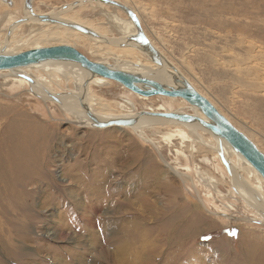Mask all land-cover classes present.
Listing matches in <instances>:
<instances>
[{
  "label": "rangeland",
  "instance_id": "374dc122",
  "mask_svg": "<svg viewBox=\"0 0 264 264\" xmlns=\"http://www.w3.org/2000/svg\"><path fill=\"white\" fill-rule=\"evenodd\" d=\"M8 1H11L12 5L0 3V40L6 37L10 26L9 17L16 20L25 17V0ZM116 1L133 12L142 34L153 42L158 51L174 63L187 80L211 100L235 128L253 137V142L258 143V147L264 151V95L256 94L260 90L257 84H264V74L260 73V80L254 85L255 91L258 90L256 93L237 92L232 98L235 89L232 86L234 80L231 72L219 68L214 63L215 58L224 57L220 52L227 49L244 60V63L249 62L250 66L252 64L254 67L251 68H255V71L264 72V0ZM75 2L77 1L31 0L30 7L36 13L52 16ZM106 14L131 20L120 8L98 6L88 2L64 15L88 24L92 29L103 30L108 37L119 38L120 32L108 23ZM26 29L27 26H24L18 35L26 33ZM68 41L75 43L73 48H77V51L90 60L114 64L109 57L102 58L91 53L89 40L78 41L70 37ZM51 44L46 47L56 46L58 43ZM252 45L259 49L258 52L250 53ZM24 46L25 44L17 52L25 51ZM248 67L244 65V71ZM3 77L1 74L0 109L6 107L7 114L0 118V138L4 127L13 120L17 123V131L20 134L26 133L37 138L38 145L34 146L31 153L37 148L36 153L40 155L34 166L33 178L28 181L26 188L31 190L35 203L31 211L34 216L31 229L28 230L29 233H24L20 228V232H14L10 226L3 224L4 218L0 215V262L256 264L252 262V257H255V261L262 258L263 222L246 220L250 219L251 214L239 203H235V211L230 212L233 218L228 219V216L222 214L217 216L214 206L205 201L207 192L213 195L214 193L206 184L208 181L203 174L215 177L220 175L212 153L189 151L190 148L184 150V153H176L175 148H179V140L172 141L174 145L169 146L160 139L158 132H164V127L152 128L151 131V128L146 129L145 136L151 141L145 142L128 128L110 127L99 130L77 124L74 119L65 115L60 105L37 97L30 92L28 86L13 82L3 85ZM54 88L56 90L58 87ZM92 95L95 96L94 99L98 97L110 104L122 103L123 99L128 98L137 110L144 109L142 101L132 97L127 89H122L117 83L94 86ZM158 98H151L153 105L165 104ZM170 107L176 110L181 106L173 104ZM115 110L117 113H126L124 108L113 109ZM40 137H44L45 143L39 141ZM0 154L1 163L6 162L4 154ZM170 167L188 178L187 183L184 184ZM153 176H157L159 182H154ZM143 182L148 188L140 200L144 201L146 198V201L152 204L154 210L151 212L145 211L143 205L140 206L136 200L137 188H142L139 185ZM156 184L160 187L159 190ZM130 187H135L134 194ZM171 188L176 190L174 195L169 192ZM219 188L224 189L223 186ZM0 191H3L2 187ZM214 200L215 198L213 202ZM185 202L188 203L187 210L184 209ZM215 202L213 204L220 205L217 199ZM6 203L5 200L0 201V204ZM192 210H196L206 219L208 226H199L197 233L193 232L196 234L188 239H178L175 247L167 244L168 235L162 234L157 239L158 247L154 250L159 255L150 261L148 254L153 253L151 244L154 239L146 229L155 226L159 216L161 227L162 222L170 220L177 228L179 226L183 229L186 218L191 217ZM154 211L156 215L153 217L151 213ZM17 219L23 220L21 217ZM90 219L95 220V228ZM65 233L67 234L64 235ZM78 244L80 245L76 246ZM254 246H259L260 249H254ZM143 250L146 254L144 261L139 258ZM261 261L264 262V257Z\"/></svg>",
  "mask_w": 264,
  "mask_h": 264
},
{
  "label": "bare ground",
  "instance_id": "6f19581e",
  "mask_svg": "<svg viewBox=\"0 0 264 264\" xmlns=\"http://www.w3.org/2000/svg\"><path fill=\"white\" fill-rule=\"evenodd\" d=\"M76 1L77 2H75V4L72 3L70 5H67L65 10L60 9L58 12H56V14L53 13L52 16H49L48 14L36 13L33 10V8H31V11H27L24 8L25 17L23 18V21L21 23L17 24L16 19H12V17H9L8 21H9L10 26L7 29V31H9V34L8 35L6 34V37L0 40V54L2 53L4 55H7V54L19 53L17 51L21 49L23 44H25V46L23 47L25 48V50L46 47L47 45L51 43H58L57 45H68V46L74 47L75 43L71 44L68 41L70 37H73L74 39L78 41H85L86 39L89 40L91 43V44L89 43L90 44L89 46H91L90 47L91 53L97 54L101 56L102 58L103 57L111 58L114 61V64H110L107 61L106 62L103 61L101 63L108 65L115 70H120V71L127 72L133 75H139L142 77H146V78H149V79H152L158 82L159 84L163 85L166 88H172V89H176L177 87L180 86V83L178 82L179 76H183L187 80V78L179 71V69L174 65V63L169 61L167 57H164V55L161 54L162 52L160 53L159 52L160 50L158 51V49L153 44V42L145 34H143L144 37L147 39L151 48L154 51L159 53L161 65L156 66L151 61V58H150L151 54L149 52H144L143 49L140 48L141 45H139L138 42L133 40L134 39L133 37L139 31H141V29L140 27H136L135 23L132 24V21L130 19L123 20L119 16L117 17L111 14L105 15L108 23L112 27L116 28L118 32H120L119 38H113L112 36L108 37V35L105 34L103 30L95 29V28L92 29L90 25L80 22L79 20L71 16L64 15L68 11H72L73 9H75V7L85 2H88L90 4H95L98 6L104 5L106 7H115V8H118V7L110 5L109 3H103L100 0H76ZM107 1H111V2L121 5V3L116 0H107ZM0 3L4 4V1L0 0ZM123 5L124 4H122V6ZM9 7L11 8L12 6H9ZM123 7L127 9L125 5ZM122 11H125V9ZM126 11L130 12V15L133 16V18H135L132 11H129V9H127ZM39 15H45L51 19H55L63 23L80 25L96 33L97 37H91L88 35H84L78 31L72 30L70 28L64 27L59 24H50V23L42 22L37 18V16ZM24 26H27L26 33H24L21 36L18 35V32L23 31ZM251 47L249 46L248 48V49L250 48L252 49L250 53H254L255 51L258 52L259 49H257L256 47H253V45ZM220 53H221V56L222 54H224V57L222 56V58H219V59L215 58L214 63L218 65L219 68L226 69L228 72H231L233 76V80H234V84H232V86L235 89V92H233L232 94L233 95L232 98L236 95L237 92L240 94H242L243 91L248 92V93L250 91H253L256 93V91L258 90L256 89L255 91L254 85L258 81V79L261 77V74H264V72L262 73L261 70L260 72L259 70L255 71V68L254 69L251 68L252 64L250 66L249 62L244 63V60L231 54V52L227 49H223ZM244 65L249 66L245 71L243 69ZM172 68H174L176 72H174ZM256 69H259V68H256ZM1 74L2 76L4 75L2 79L3 85L4 83L13 82L20 86H28L30 92H32L34 95H36L37 97L45 101H49V102L52 101L53 103H56V102H54L52 97L56 98L58 100V103L56 104L60 105V108L65 113V115L68 116L69 118L74 119V121L77 124H84L87 127H90L92 129H97L93 126V122L89 120V118L87 117V114H89L97 122H100V123H105V122L115 120V119L136 118L137 120H136L135 125L128 129H131L132 131H134L135 135L145 142L151 141V139L149 140L145 136L146 129L151 128L150 129L151 131L153 129H157L156 127H164L165 129L164 132H158L160 134V139L166 142L167 144H169V146L174 145L172 141L179 140V143H178L179 148L177 147L175 148L176 153H179V151L181 153H184L185 152L184 150L189 149V148H190L189 151L193 150L195 152L203 151L205 153H208V152L212 153V156L215 162L217 163L220 177L219 176L215 177L207 173L203 174L205 176L204 178L207 179L208 181L206 184L209 185V188L214 193L213 195V194H210V192H207V194L204 196L205 201L208 204H212L214 206V208L216 209L214 213H216L217 216H219V214H222V215L228 216V219L233 218L232 216H230V212L235 211V203H239L243 206V208L246 211L250 212L251 214L252 218L249 216L250 219L246 218V220L251 221V222L260 221V222H263V225H264V182L262 178L258 175V173L238 153L234 152L224 141L219 140L217 137L213 136L209 131L203 128L196 121H192L190 123H182V122H178L175 120H169V119L151 115V114H158V113H177L181 115L188 114L194 119L198 118L200 120L207 122V119L203 116V114L197 108L190 106L183 99L158 96L159 97L158 99L163 100L165 104L153 105V102L151 100V98L153 97H142L134 93H131L130 91L127 90V92L132 97L134 96L143 102L144 109L142 110H137L134 104L128 98L123 99L122 103L114 102L113 104L107 103L106 101L101 100L100 98L98 99V97L94 99L93 97L95 96L92 95V87L94 86L101 87V86L109 85L115 82L99 77V76L92 75L86 72L85 70H83L77 64L65 62V61H45V62L34 64L31 66L23 67V68L0 71V75ZM21 76H25L29 78L32 81V83H29L27 80H25ZM187 81L199 94H201L203 97H205L208 101L211 102V100H209L204 94L198 91L189 80ZM261 81L263 83V79ZM70 85H72L73 88L70 87ZM257 85L258 87L257 86L256 87L260 89L261 91L259 90V92L256 94L264 95V84H257ZM61 86H64V87H61ZM119 86L122 89H124L123 86L121 85ZM54 87L56 88L58 87V88L55 90ZM240 98H243V97H240ZM231 101L233 100L231 99ZM244 101L246 102L245 99ZM247 103L248 102H246L245 104ZM173 104L175 105L179 104L181 107H179L176 110H173L170 107ZM251 105L253 106V104ZM214 107L216 108V106ZM119 108L126 109V113L123 114L124 112L117 113L116 110L113 111V109H119ZM218 112L221 115H224L220 111ZM5 114H7V108L3 107L0 109V118L4 116ZM230 123L233 124L231 121ZM21 124L22 123H20V126ZM260 127L261 126H259V128ZM99 130H102V129H99ZM239 131L242 132L245 136H247V138H249L252 142L255 141L253 137L251 138L249 135H247L243 131L241 130ZM1 135L2 136L0 138V153L4 154L5 159H6L4 161L6 162L1 163L0 161V168H1L0 187L3 188V191L2 192L0 191L1 192L0 201L5 200L7 203L6 205L0 204V215L2 218H4V220L2 221L3 224L10 226L11 229L14 230V232H20L19 230L21 229L24 231V233H29L28 230L31 229V225L34 219V216L31 215V211L35 203L33 202V196H31V190L26 189V188H27V185H29L28 181L29 180L31 181V179L33 178V175L35 173L34 166H36V163L38 162V158H39L38 156L40 155L36 153L38 152L37 148L35 149L34 153H31V151L34 149V146L38 145V140L35 136L30 137L29 136L30 134L29 135H27L26 133L20 134L17 131V123L13 120H11L4 127V131ZM39 141L41 143H45L44 137H40ZM188 142L190 144L186 145V143ZM219 143H221V146H222V154L229 164L230 173H231L230 176L225 171L218 157V144ZM253 143L264 154V151H262L258 147L259 146L257 145L258 143L257 144L255 142ZM159 156L161 159L162 158L161 155ZM170 169L177 177L181 179V181L184 184L187 183L188 178H186L183 174L178 172V170L172 167H170ZM153 181L159 182L157 180V176L156 177L153 176ZM226 184L228 186H226ZM139 186H141L142 188L140 187L137 188L136 200L139 201L138 203L140 204V206L143 205L145 211H149V212H151V210L153 211L154 209L152 207V204L148 203V201H146V198L144 201L140 200V197L143 196L145 192L147 191L148 186L145 187L144 182L140 183ZM219 186H223L224 189L222 190L221 188H219ZM135 187H130L133 194H134ZM156 188L159 190L160 187L156 184ZM171 189L170 190L168 189V190L170 194L174 195V193L176 192L175 190L176 187L175 189H172V190ZM214 198L215 200L217 199V202H220V205H218L219 203L213 204L215 202V200L213 202ZM183 205H184V209L187 210L186 205H188V203L185 202V204ZM192 211L193 212H191L190 214L191 217L186 218V224L183 227V229L180 228L179 226L177 228L175 224L172 223L173 221L171 222L170 220L166 222H162L163 225L161 227L160 216L156 220L157 224H155V226H152L149 228L147 227L148 229H146V232L150 236H153V239H154L152 241L153 243L151 244V248H153L154 254L153 253L151 254V252L148 254L149 255L148 258L150 261H153L154 259H156V256L159 255L157 251H154V250L157 249L158 247L156 246L158 243L157 239L162 234L163 235L164 233L167 234L168 236L166 238V243L169 245H172V247H175L177 245L178 239H181V238L188 239L189 237H192L193 235L197 233L199 226H202L204 224L206 226L208 224L207 220L204 219L198 212H196V210H192ZM154 213H151L153 217L156 215V213L155 214ZM35 214H37V212ZM9 217H12L14 220ZM19 217H21V219L23 220H18L17 218ZM90 222L94 224L93 228H95V225H96L95 220L92 219ZM66 227H67V223H66ZM193 232H196V233H193ZM66 234L67 233H65L64 235ZM148 234L146 235L149 236ZM60 238H63V237H60ZM79 245L80 244L76 246H79ZM250 245L252 246V244ZM254 249H260V248L259 246L257 248L254 246ZM144 250H143V253L139 255V258H143L142 261H144L146 257ZM244 255H246V253ZM27 256H29V254H27ZM73 256L75 257V254H73ZM4 257L6 256L4 255ZM263 257L264 255H262V258H260V260L257 259L256 261L254 259L255 257H252V259L251 258L249 259H251L252 262H255L256 264H264V262L261 261L263 260ZM0 264H4V262H0Z\"/></svg>",
  "mask_w": 264,
  "mask_h": 264
},
{
  "label": "water",
  "instance_id": "95a60500",
  "mask_svg": "<svg viewBox=\"0 0 264 264\" xmlns=\"http://www.w3.org/2000/svg\"><path fill=\"white\" fill-rule=\"evenodd\" d=\"M3 1L6 2V4L12 5L11 1ZM30 1L31 0H25L24 3V8L27 11H31ZM100 1L116 6L121 10L125 9L124 12L127 13L129 17H131V21L135 23V26L139 27L135 18H133V16L130 15V12H127V9L122 5L107 0ZM37 18L42 22L59 24L72 30L78 31L84 35L97 37V34L93 31L77 24L59 22L45 15H39L37 16ZM22 21L23 19H18L16 23L18 24ZM8 34L9 31H7V35ZM133 38L134 41L138 42L139 45H141L140 48H142L144 52H149L151 54V61L156 66H160L161 61L159 53L151 48L142 32L139 31ZM45 61H65L77 64L86 72L111 80L123 86L131 93L142 97L163 96L183 99L190 106L197 108L207 119V122L198 118L194 119L188 114L181 115L177 113H158L151 115L169 120H175L182 123H190L192 121H196L203 128L209 131L213 136L217 137L219 140L224 141L234 152L238 153L258 173V175L264 182V154L249 138H247V136H245L242 132L235 128L227 118L221 115L210 101L199 94L183 76H179L178 78V82L180 83L179 87H177L176 89L166 88L152 79L139 75H133L120 70H115L101 62L92 61L81 54L79 51H77L75 48L68 45H56L37 49H29L16 54L4 55L1 53L0 71L23 68ZM172 70L176 72L174 68H172ZM21 77L27 80L29 83H32L29 78L25 76ZM52 99L54 100V102L58 103V100L56 98L52 97ZM87 117L93 122V126L97 129H107L110 127L130 128L135 125L137 120L136 118L115 119L105 123H100L97 122L89 114H87ZM218 157L225 171L230 176V167L222 154L221 143L218 144ZM253 222L261 223L260 221Z\"/></svg>",
  "mask_w": 264,
  "mask_h": 264
}]
</instances>
